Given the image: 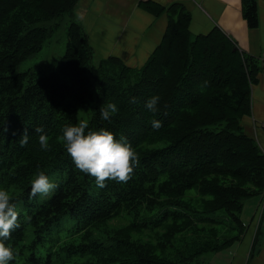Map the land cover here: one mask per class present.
<instances>
[{
    "label": "trees",
    "instance_id": "trees-1",
    "mask_svg": "<svg viewBox=\"0 0 264 264\" xmlns=\"http://www.w3.org/2000/svg\"><path fill=\"white\" fill-rule=\"evenodd\" d=\"M78 2L0 0V190L12 197L20 224L2 241L17 254L9 264H204L198 255L238 241L244 202L264 189V154L240 124L251 114V85L260 67L217 27L192 36L183 5L151 1L138 6L154 17L165 14L167 26L146 62L131 68L110 56L94 65L87 33L74 17ZM240 2L246 27L257 28V0ZM64 15L70 23L57 66L27 79L18 66L57 26L40 24ZM154 95L160 97L155 114L145 107ZM109 102L118 112L106 121L99 109ZM86 109V133L109 130L138 153L126 183L106 181L98 188L66 153L62 129L78 124ZM154 119L159 129L151 127ZM37 127L50 137V150L40 149ZM25 129L29 141L21 147ZM38 172L61 181L49 198L29 199ZM188 192L196 194L194 204L184 198ZM217 211L231 218L237 235L219 239L214 226L220 222L206 217ZM120 216L129 223L110 227ZM159 228L155 241L133 238ZM200 232L207 239L187 244L174 260L162 255L179 236Z\"/></svg>",
    "mask_w": 264,
    "mask_h": 264
},
{
    "label": "crops",
    "instance_id": "crops-1",
    "mask_svg": "<svg viewBox=\"0 0 264 264\" xmlns=\"http://www.w3.org/2000/svg\"><path fill=\"white\" fill-rule=\"evenodd\" d=\"M142 1L163 7L175 3L183 5L191 16L189 31L192 36L208 34L217 27L241 52L256 60L260 71L256 83L251 85V114L244 116L240 124L244 134L253 139L264 154V127L261 125L264 122V75L261 68L264 62V0H257L258 27L255 29L246 27L240 0H80L74 17L88 34L89 43L88 31L94 17H106L112 31L118 35L113 38L114 46L103 58L115 56L125 65L139 68L159 45L167 26L166 15L154 17L143 11L138 6ZM260 206V195L244 202L243 209L246 210L240 219L243 232L229 248L230 254L233 252L229 264L237 260L238 264H264V205L261 211Z\"/></svg>",
    "mask_w": 264,
    "mask_h": 264
},
{
    "label": "clouds",
    "instance_id": "clouds-1",
    "mask_svg": "<svg viewBox=\"0 0 264 264\" xmlns=\"http://www.w3.org/2000/svg\"><path fill=\"white\" fill-rule=\"evenodd\" d=\"M159 101L158 95L152 96L145 104L146 109L153 114L157 113ZM130 102L136 103V98L133 97ZM99 111L101 118L107 121L118 112V108L116 103L109 102L100 107ZM161 126V121L155 119L151 121L153 129H159ZM87 128V121L80 120L76 125L65 126L59 137L75 167L80 172L94 177L98 188H104L106 181L126 183L131 178L134 166L139 163L138 153L123 136L117 140L109 130L101 128L86 133ZM34 132L38 134L40 149L50 150V137L44 132L43 127L35 128ZM28 141L29 135L25 129L19 139V144L23 147ZM56 187L57 185L50 182L44 172H38L35 179L31 181L29 199L37 194L47 196ZM11 200L12 197L8 191L0 190V264H9L17 255L2 242L8 240L13 230L20 227L19 214L16 205L11 203Z\"/></svg>",
    "mask_w": 264,
    "mask_h": 264
},
{
    "label": "rangeland",
    "instance_id": "rangeland-1",
    "mask_svg": "<svg viewBox=\"0 0 264 264\" xmlns=\"http://www.w3.org/2000/svg\"><path fill=\"white\" fill-rule=\"evenodd\" d=\"M109 22L110 21L106 17L100 18L95 16L93 23H91L90 30L89 31L87 30L89 32V37H90V46L94 49V50L92 49L93 53L95 52L92 60V64L94 65L100 59L105 57L109 48L114 46L115 39L113 40V38H116L118 35L112 31L111 28L112 26L109 24ZM69 23H70L69 15H64L58 20L41 23L40 25L45 27H51L54 25L57 26L55 31L52 33V35L45 41L42 49L38 53L29 57L23 63H21L17 68V72H21V73L27 72L29 73L27 79L33 80L40 74L48 73L49 71L54 69L58 64L60 57L63 55L65 51L66 42H67V28L69 26ZM95 55L97 57H102V58H97L95 57ZM26 83L27 82H25V84ZM89 115H90V109H86L79 112L80 120L87 121ZM54 175L55 174L50 175L49 181L57 185L59 181H61V178L57 181L56 178H54ZM52 194L53 192L45 196V198H49ZM187 197H190L193 200L191 202L192 204L196 202L197 196L194 192H188L184 198L186 199ZM40 198H42V195H40ZM245 210L246 209L244 207V209H242L239 215V219H241L242 216L241 214H245ZM206 217L215 220L217 219L220 222L219 224L214 226L219 232L220 240L231 238L238 234V229L235 228V223L224 211H217L207 215ZM128 223L129 222L127 218L120 216L114 219L113 221H111L109 223V226L112 228L115 227L117 228L124 226ZM196 224L198 227L205 226L206 229L208 227L207 226L208 223L204 224L202 221L199 220H196ZM161 230L163 231L162 228L155 230H144L143 234L134 233L133 238L139 239L140 241L143 242H146L147 240L155 241L154 240L155 233L156 232L160 233ZM207 237L208 235L205 232H200L198 235H194L191 233L189 235H185L184 237L179 236V239H176L174 243L175 245L169 246L162 255L170 260H174L175 257L179 255V253H182L184 250H186L187 244L189 243L191 244L192 242H196L198 240H205L207 239ZM232 246L233 245L225 248L223 251L219 252L218 254L214 252H206L204 254L198 255L197 260L204 264H229V261H231L232 259L231 255H233V252L230 254L229 248H231ZM187 250L189 251L191 250V248H188ZM238 262L239 260H237L236 262L233 261L232 264H238Z\"/></svg>",
    "mask_w": 264,
    "mask_h": 264
},
{
    "label": "built area",
    "instance_id": "built-area-1",
    "mask_svg": "<svg viewBox=\"0 0 264 264\" xmlns=\"http://www.w3.org/2000/svg\"><path fill=\"white\" fill-rule=\"evenodd\" d=\"M261 68H262V73H263V75H264V62H263V64H262ZM261 125L264 127V122H263ZM260 196H261V206H260V211H261L262 208H263V205H264V189H263V191H262V193H261Z\"/></svg>",
    "mask_w": 264,
    "mask_h": 264
},
{
    "label": "water",
    "instance_id": "water-1",
    "mask_svg": "<svg viewBox=\"0 0 264 264\" xmlns=\"http://www.w3.org/2000/svg\"><path fill=\"white\" fill-rule=\"evenodd\" d=\"M233 51H235V49Z\"/></svg>",
    "mask_w": 264,
    "mask_h": 264
}]
</instances>
